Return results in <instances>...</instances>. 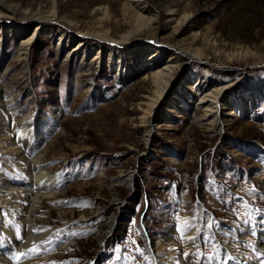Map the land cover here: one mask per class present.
<instances>
[{
  "label": "rangeland",
  "instance_id": "374dc122",
  "mask_svg": "<svg viewBox=\"0 0 264 264\" xmlns=\"http://www.w3.org/2000/svg\"><path fill=\"white\" fill-rule=\"evenodd\" d=\"M11 1L52 4L63 20L108 31L125 30V16L133 14L128 0ZM148 1L160 15L158 28L130 44L103 42L101 63L91 59L99 47L92 38L82 40L85 55L80 50L67 56L80 34L65 48H56L58 32L51 27V40L35 35L25 80L19 79L25 69L15 58L18 37L6 27L12 23L29 33L37 21L0 16V194L4 190L8 197L0 201V252L13 262L264 264V0ZM99 5L119 22L101 20ZM169 9L189 13L181 27L166 21ZM193 30L199 32L195 39ZM152 34L174 45L205 48L200 61L175 71L155 108L160 132L145 146L139 116L155 85L140 65L151 50L130 47L149 44ZM172 51L167 48L162 59ZM188 73L190 81L203 79L206 88L228 82L224 93L234 103L249 92L256 102L230 116L225 128L201 124L195 120L201 113L194 104L197 94L180 86ZM178 86L189 95L181 104L172 97ZM173 101L175 111L169 112ZM24 114L32 119L31 131L21 127ZM17 136L21 146L14 147ZM38 153L58 186L41 196L33 215L32 229L44 233L19 245L29 195L8 188L16 184L40 192L42 182L32 169L37 159L27 161ZM129 171H134L131 183L120 182ZM68 241L70 246L59 248Z\"/></svg>",
  "mask_w": 264,
  "mask_h": 264
},
{
  "label": "bare ground",
  "instance_id": "6f19581e",
  "mask_svg": "<svg viewBox=\"0 0 264 264\" xmlns=\"http://www.w3.org/2000/svg\"><path fill=\"white\" fill-rule=\"evenodd\" d=\"M130 5L133 7V14L130 15V17H126L128 27L124 28L125 30H117L114 28L113 32L108 31L107 29H95V27H82L81 23L78 24L77 21H73L72 19L69 20H63L62 17L58 15L57 10L54 8V5H50L49 8H44V5H31L28 2H12L11 0H0V16L4 18H9L8 20H12V18L23 20V21H37L36 26L32 27V29L29 31V33L26 31V29L19 27L15 24L8 23V26L6 27V31H12L16 34L18 37V44L15 50V58L17 60V64L21 65L23 69H25V72L19 75V79L25 80L28 76V67H29V45L33 42V39L35 35H40L43 39L51 40L54 36V31L58 32L57 37V46L58 47H64L69 45L75 38L77 37V34H80L82 36L81 38H78L75 40L74 44L69 46L67 49V56L68 54L70 56L77 55L78 52L83 51V55L86 53V49H84L85 42H82L85 38H92L97 44H99V47H97V51L92 54V60L101 63L103 60V49H100L104 43H113L115 45L119 44H130L133 43L135 39L138 38H144L141 36L142 32L152 31L154 27L158 28V22H159V14L156 9V7L151 4L148 0H128ZM54 2V1H53ZM94 8V7H93ZM100 11L103 12V15L100 17L101 20L104 21H111L113 23H118L117 17H110L108 14L107 7L105 5H99L97 7ZM98 12V11H97ZM107 13V14H106ZM111 14V13H110ZM189 16V13L183 12L182 14H179L174 9H169L165 13L166 21H168L170 24H173L175 26L174 28L177 29L178 26L182 25L183 22L186 21L187 17ZM124 17V18H125ZM100 21V20H98ZM97 21V22H98ZM109 22V23H111ZM99 24V23H98ZM92 26V25H91ZM47 27V28H46ZM49 27H51V30H54L53 32L49 31ZM181 27V26H180ZM44 28L48 29L47 31L44 30ZM43 30V31H42ZM178 31V30H177ZM27 32V33H26ZM119 33V34H117ZM199 32L197 30L192 31V38L195 39L198 36ZM149 39V42L147 41V45H140L135 44V46H131V49L134 48H148L151 50L149 55L141 60V70L144 71L143 77H150L154 81L155 88L153 89V95L148 94V99L143 101L145 104V107L142 108L143 112L139 116L142 123L141 125L144 128L143 133V140L145 146L149 144V142L152 140L154 134L159 133L160 131V115L156 113L155 108L158 107L160 104L161 99H163L165 93L169 89V87L172 86V79L175 75V71L178 69V67L183 64L187 63L189 61L197 62L201 60V54L204 50L202 47H188L185 45V47L174 45L169 42L160 40L156 37V35H151L149 37H146ZM100 42V43H99ZM210 43V42H209ZM206 44V43H205ZM212 44V43H211ZM210 44V45H211ZM184 45V44H182ZM203 45V44H202ZM208 45V44H207ZM205 46V45H204ZM212 46V45H211ZM210 47V46H209ZM167 48L173 49L172 52H169L167 57L163 60L162 55L163 52L167 50ZM216 50L215 47H212ZM142 50V49H141ZM85 52V53H84ZM218 53V52H216ZM86 58V57H85ZM81 59H84V56L81 57ZM108 63L111 64V57H108L107 59ZM118 71L120 70V64L117 65ZM27 69V70H26ZM140 70V71H141ZM141 71V72H143ZM192 74L188 73L186 77L183 79V83L180 82V86L186 89H190L193 93L197 94V98L194 100V104L198 103V108L201 110V113L196 116V119L199 123L204 125H209L211 127L219 126L222 128H225L231 120L230 116H234L238 114V111H247L249 106L256 101V97L253 93H240L239 101L237 100L235 103L228 99V97L224 93V89L227 87V83H213L210 87L206 88L205 84L202 82L203 79H199L198 77L194 81H190ZM87 78H85L86 80ZM88 82V81H87ZM14 87V86H13ZM10 88V86H9ZM8 90V89H7ZM11 90V89H9ZM8 90V91H9ZM171 90V89H170ZM13 91V90H12ZM15 94V93H14ZM172 95V94H171ZM14 95L12 94V97ZM11 97V99H12ZM173 100L176 101V104L184 102V100L189 99V95L185 90H182L179 86L175 88V95L172 96ZM171 97V98H172ZM171 101V100H170ZM171 102L170 105L166 108L169 112L175 111V103ZM177 106V105H176ZM22 119H19L23 122L22 128L28 129L31 131L33 128L30 117H28V114H24ZM30 140V139H29ZM18 136L13 139L12 146H21L17 144ZM28 139L26 140V143ZM15 143V144H14ZM21 156L25 158V155L23 153V150L20 151ZM40 153V152H39ZM34 155L32 158L27 161L31 164V162L36 161V163L32 164V169L36 172L33 174L34 178H37V181L40 179L42 182V185H39L38 189L40 190L36 192V189L32 188H26L22 187L20 185L11 184L9 185L5 184L8 189L11 190L13 194L22 193L23 190L25 191V196L29 195V205L25 208V211H27V216L24 218V225H25V238L24 240L19 244L22 245V243H28L31 239H37L42 235V233H35L33 228V215L36 213V209L39 207L38 203L41 199V196H47L52 195L54 193L53 189L58 186V183L55 182V180L51 177L53 174L47 173L48 171L45 170L42 165L40 159L42 158L40 154ZM141 155H145V150H142L139 152ZM35 164V166H34ZM45 175L47 178L44 181ZM49 175V176H48ZM134 171H129L127 173H123L120 175V179L122 183L130 184L133 180ZM55 177V176H54ZM36 181V180H35ZM7 183V182H6ZM6 187V188H7ZM114 187V184H111V188ZM0 189H3V187H0ZM5 189V188H4ZM23 189V190H22ZM22 190V191H21ZM116 190V189H115ZM33 191V192H32ZM8 193V192H7ZM10 194V193H9ZM23 194V195H24ZM8 198L6 196V192L2 190V194H0V201L1 199ZM114 202L117 204L119 203L118 198H114ZM21 214V213H20ZM115 218V213H113L108 218V222L110 225L113 224ZM109 232V229L104 232L101 239L107 235ZM148 239L150 240L152 238V235L148 233ZM22 240V239H21ZM71 243L65 242L59 246V248H67L70 246ZM23 246H27L24 245ZM158 248V245H157ZM153 254L155 259L158 261L161 259V256L157 255V251L155 247H152ZM5 261V263H4ZM159 262H157L158 264ZM0 264H19V262H13L8 256H5L4 253L0 252Z\"/></svg>",
  "mask_w": 264,
  "mask_h": 264
},
{
  "label": "snow or ice",
  "instance_id": "6c2138e0",
  "mask_svg": "<svg viewBox=\"0 0 264 264\" xmlns=\"http://www.w3.org/2000/svg\"><path fill=\"white\" fill-rule=\"evenodd\" d=\"M262 223H264V218H262ZM72 235H77V233H72ZM17 238H19V232L17 233ZM194 239V238H191ZM50 241H43L42 243H49ZM30 252L35 253L37 251L36 246L34 245L32 249H29ZM137 251H140L139 248H137ZM23 255V254H20ZM187 256V254H185Z\"/></svg>",
  "mask_w": 264,
  "mask_h": 264
}]
</instances>
